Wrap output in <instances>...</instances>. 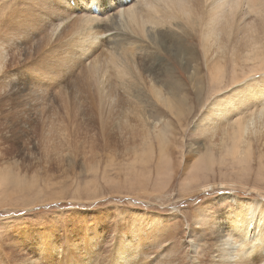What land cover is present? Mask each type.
I'll return each mask as SVG.
<instances>
[{
  "label": "rangeland",
  "instance_id": "rangeland-1",
  "mask_svg": "<svg viewBox=\"0 0 264 264\" xmlns=\"http://www.w3.org/2000/svg\"><path fill=\"white\" fill-rule=\"evenodd\" d=\"M42 10L38 5L30 11L39 14ZM30 20L33 28H28L41 33L38 44L43 47L45 33L35 16ZM20 40L6 46L11 53L12 83L0 82V258L7 264H76L67 260L66 253L79 254L74 248L89 235L105 244L95 251L99 255H94L91 264H113L121 234L131 236L135 229L143 253L134 257V264H192L188 241L200 243V264H209L215 231L208 229L207 220L222 219L229 206L237 210L238 204L221 202L225 196L264 197V169L254 161L246 173L236 164L216 163L192 179L186 163L194 156L188 148L202 139L191 134L187 121L177 122L169 109L149 98L140 107L131 106L140 115L130 113L125 120L119 91H110L108 100L92 105L86 87L80 86L78 74L83 67L74 69L77 65L72 60L61 67L60 80L47 81L45 89L26 85L24 74L36 62L37 48L27 35ZM45 51L44 56L55 64L60 50L48 47ZM186 93L185 105L199 114L195 92ZM153 115L169 118L163 122L167 126L162 127L166 130L162 142L147 134ZM53 138L59 151L45 154L44 143ZM155 217L160 220L154 221ZM199 217L203 219L196 225ZM85 222H91L89 231ZM75 256L76 260L81 257ZM79 262L88 264V260Z\"/></svg>",
  "mask_w": 264,
  "mask_h": 264
},
{
  "label": "bare ground",
  "instance_id": "bare-ground-1",
  "mask_svg": "<svg viewBox=\"0 0 264 264\" xmlns=\"http://www.w3.org/2000/svg\"><path fill=\"white\" fill-rule=\"evenodd\" d=\"M38 5L42 12L32 13L30 10ZM26 8L29 11H14ZM33 16L45 33L43 47L38 44L41 33L33 30L32 22L29 23ZM30 25L32 31L28 28ZM22 35H27L37 48L36 62L24 74V84L45 89L47 81L60 80L61 67L72 60L77 65L74 69L83 67L82 73L78 71L80 86L86 87L92 105L108 100L110 91H119L126 110L121 118L125 120L130 113L137 116L138 111L132 112L131 106L140 107L144 98H149L169 109L177 122L187 121L191 134L202 139L197 144L191 142L188 148V153L194 156L186 163L192 179L216 163L230 162L245 172L254 161L259 169H264V0H2L0 82L7 81L8 85L12 83L13 73L9 66L11 53L6 46L12 41L14 45L16 41L21 43ZM48 47L63 53L58 52L60 57L55 64L49 56H44ZM187 90L195 92L199 114L192 106L185 105ZM202 94L205 97L201 98ZM153 117L149 118L152 126H147L148 133H145L162 142L165 130L162 127L167 126L163 122L169 118ZM130 128L133 130L132 126ZM55 143V138L44 143L45 154L58 153ZM149 144L146 143V147H152ZM262 199V196L221 199L238 207L233 211L229 206L220 220H207L208 229L215 231L209 264H264ZM202 219H196L195 224ZM158 220L155 217L154 221ZM86 222L85 229L89 231L91 222ZM140 242L137 230L134 229L131 236L122 233L113 250V264H134V257L143 253ZM188 242L192 264H200V243ZM82 244L74 248L80 250L79 254L66 253L70 263L88 260L91 264L97 249L104 243L103 239L84 235ZM39 247L43 251L42 245ZM75 254L81 256L79 260ZM1 258L0 264H7V260Z\"/></svg>",
  "mask_w": 264,
  "mask_h": 264
}]
</instances>
